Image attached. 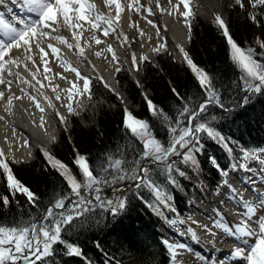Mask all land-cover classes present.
Listing matches in <instances>:
<instances>
[{"label":"snow or ice","instance_id":"1","mask_svg":"<svg viewBox=\"0 0 264 264\" xmlns=\"http://www.w3.org/2000/svg\"><path fill=\"white\" fill-rule=\"evenodd\" d=\"M167 3L171 6L170 8L162 6L160 0H146V3H141V0H101V4L107 9L104 11L97 5L96 0H0V85L5 86V90H0V102H3L5 113L0 114V121H5L8 116L14 114V101L23 99L22 96L12 92L14 81L8 77H14L19 83L27 84L29 87L39 85L37 91L45 88L42 80L37 79L41 69L34 58L35 55L39 56L43 64V78L50 81L51 78L47 74L52 70L48 67L47 49L51 50L52 56L60 61L65 71L75 73L76 79L69 80L70 87L63 90L68 100V103L64 105L67 110L70 113L74 112L73 102L82 105L85 97L92 98L91 79L87 75H82L77 67H73L71 61L61 55V49L52 41L65 45L68 50L77 49L76 54L84 56L85 47L81 45L84 34L90 33L84 41L89 47L91 46L89 41H94L96 45L104 43L96 33L100 32L104 37L115 33L120 27V20L125 9L130 13L133 11L139 13L144 10L149 15H155L156 11L170 16L178 13L184 18V23L190 31L191 20L195 16L193 0H176L175 3L173 0H167ZM234 3L242 9L246 5L252 9L264 6V0H234ZM153 4L155 10L152 7ZM248 17L257 26L261 25L262 20L257 18L256 13L249 12ZM214 22L222 30L230 48L229 59L239 72L236 83L242 95L235 103L239 107L246 106L253 96L264 95V41L257 38L258 48L241 47L231 36L226 21L219 13H216ZM148 23L156 28L157 36H159L160 29L152 20H148ZM62 32L70 33V36L61 34ZM140 35H144L143 31ZM123 39L127 41L128 38L124 36ZM177 47L180 48L184 61L195 75L204 93L203 102L190 106L191 98L186 99L176 89H172L180 104L173 119L145 97L150 114L160 118L161 126L164 127L163 139L158 138L159 134L148 121L135 117L125 109L123 126L142 145V148L136 149V154L127 160L126 166L124 153L120 148L115 150L120 153L119 157L113 158L112 154H107L105 163L98 165L95 169L87 156L77 153L72 164L78 169V175L82 178L78 179L77 175L73 174L72 168L46 150H42L48 165L64 178L67 189L62 196L58 195L40 213L39 219L32 215L28 219L15 218L11 221L0 219V264H38V262L47 264L46 258L55 255L56 246L63 247L66 254L70 256H81L80 247L65 239V235L76 227L73 222L79 221L80 218L90 219V214L97 209L106 210L113 217L119 216L127 207L128 192H133L158 213H161L163 207H168L175 212V209L171 208V196L166 191V185L179 187L176 175L185 176L186 173L181 170L177 159L174 158H178L180 164L191 162L195 165L196 155L204 150V136L224 145L231 153L229 141L211 124L216 117L208 111L210 106L230 111L231 106L221 101L220 86L213 83L211 74L194 63L183 47L179 45ZM152 50L155 52L166 50V43ZM107 51L112 53V60H118L111 45H108ZM101 54V52L95 53L96 56ZM141 59L146 61L148 57L144 56ZM132 62L137 63L135 56ZM21 68L31 76V80L22 76L19 71ZM119 70L116 68L117 72ZM57 75H60L61 79H67L62 74ZM98 79L103 81V77ZM33 80L35 85L32 84ZM80 81L83 82L82 85L78 83ZM104 86L110 87L106 82ZM58 88L59 85L52 87V91L57 93L55 96L57 101L61 100V94L57 92ZM20 91L24 92V89L21 88ZM41 95L48 102V107H55L47 94L41 92ZM30 99L35 102V107L41 113L45 112V107L41 106L35 95H30ZM57 115L61 122L65 120L58 111ZM44 123V118L41 117L39 126L43 127ZM15 134L13 126V135ZM4 141L11 149L13 142L8 136L4 137ZM26 145L27 141L20 146ZM238 147L241 154L239 164L241 169L250 172L249 161H256L264 166V148ZM209 159L214 162L223 176H228L227 169L215 163V157ZM12 162H15L14 156ZM231 166L234 170L237 167L236 163ZM0 170L3 171L6 186L11 195L24 194L33 207H39V198L36 194L14 175L9 163V153L5 152L3 146H0ZM261 175H264V167H262ZM159 177L164 178V183H161ZM125 181L129 183L123 188L117 186ZM224 183L228 184L227 180ZM249 183L254 185V179L250 178ZM106 188L110 189V193L105 192ZM228 188L231 193L230 202H234L239 209L235 213L236 218L228 219L222 210L219 212L214 210L212 226L201 225L203 231L210 233L213 237L216 236L213 227L219 230L222 234L221 238L227 237V242L234 245L226 251L222 259L217 260L216 264H226V261H230L231 264H264V192L253 188L252 198L245 199L236 188L231 185ZM145 189L153 195L155 204L144 200L141 191ZM0 199L5 206L9 204L8 195ZM172 223L184 222L175 218ZM187 231L199 240L193 229L189 228ZM164 243L170 252V264H179L177 260L179 250L186 249L188 245L169 241Z\"/></svg>","mask_w":264,"mask_h":264},{"label":"trees","instance_id":"2","mask_svg":"<svg viewBox=\"0 0 264 264\" xmlns=\"http://www.w3.org/2000/svg\"><path fill=\"white\" fill-rule=\"evenodd\" d=\"M229 11V27L233 39L241 47L258 48L257 38L264 41V6H258L257 9H242L234 3ZM249 12L256 13L257 18L262 20L260 26L249 19ZM229 51L228 42L215 22H209L195 14L191 20L188 52L199 67L211 74L213 83L220 86L221 101L231 106L230 111L215 106H210L208 110L216 117L211 121L212 126L229 141L231 153L224 145L204 136V150L196 155L195 165L191 162L180 164L177 158V164L186 173L185 176L176 175L179 187L166 185V191L171 196V208H174L175 212L163 207L161 213H158L133 192H128L127 207L119 216L113 217L106 210L97 209L90 214V219L80 218L79 221L73 222L76 227L65 235V239L80 247L81 256H70L63 247L56 246L55 255L46 258L47 264H170V252L155 227L161 219H169L177 213L186 215L189 192L195 183L193 167H198L203 175L211 177L216 187L217 182L223 179V175L210 157H215V163L227 169L240 158L238 146L264 148V95L253 96L246 106H237L235 102L242 95L236 83L239 72L229 59ZM116 76L133 102L141 100L139 108L137 110L131 108L130 112L135 117L148 121L159 134L158 138L163 139L164 127L161 126L160 118L150 114L147 102L141 98L140 87L121 70L116 71ZM140 79L151 91L149 100L173 119L180 104L172 89H176L186 99L191 98L190 106L198 105L205 98L186 62L179 63L174 60L167 47L166 50L157 53L155 60L140 62ZM91 81L93 97L104 95L110 99L115 98L113 93L103 87L100 80L91 78ZM124 116L123 107L103 109L98 116L97 124L85 127L79 123L78 118L70 114L72 139L70 140L63 130L59 144L53 148L52 156L69 165L78 179L82 178L72 164L77 151L87 156L95 169L105 163L107 154H112L113 158L119 157L120 153L115 150L120 148L123 150L126 166L127 160L135 155L136 149L142 148V145L124 128ZM36 152L39 156L43 154L39 148H36ZM12 166L17 179L39 198V207H33L21 193H18L17 197L11 195L4 181L1 187L3 194L0 198L8 195L9 204L5 206L0 199V219L6 221L15 218L28 219L30 215L39 218L40 213L67 189L64 178L48 165L45 156L41 157L40 163L35 161L28 167ZM159 179L164 183L163 177ZM127 183L129 182L125 181L117 186L122 187ZM105 192L109 193L110 189L106 188ZM141 195L149 203H156L148 190H142Z\"/></svg>","mask_w":264,"mask_h":264},{"label":"bare ground","instance_id":"3","mask_svg":"<svg viewBox=\"0 0 264 264\" xmlns=\"http://www.w3.org/2000/svg\"><path fill=\"white\" fill-rule=\"evenodd\" d=\"M231 1L232 0H193V3L196 4L197 12L203 17L215 19L216 13H219L227 23L229 12L228 7ZM175 2L176 0H173V3ZM96 3L102 8V10L107 11V9L101 4V0H96ZM141 3H146V0H141ZM160 3H163V6L171 7L168 5L167 0H160ZM152 7L155 10L154 4ZM181 11H183V6H181ZM148 20H152L156 27L160 29L159 36H157L156 28L149 24ZM141 31L144 33L143 36L140 35ZM190 32L191 30L189 31V28L184 23V18L178 13L170 16L167 13L161 14L159 11H156L155 15H149L144 10L139 13H136L135 11L130 13L125 9V12L122 13L120 27L117 28L116 36H112L111 33L108 37H104L102 33L97 32L96 35L103 40L104 43L96 45L94 41H89L91 44L89 47L84 41L88 38L90 33L86 32L84 34V37L81 39V45L85 47L84 56L77 55V49L68 50L65 45L58 44L56 41H52V43L61 49V55L70 60L72 66L77 67L82 75H87L89 78L92 76L103 77V85L106 82L110 86L106 88L113 90L116 93L118 100L125 103L128 97L117 79L116 68H123L131 78L140 82L139 65L141 58L147 56L155 59L158 52H155L152 49L154 47H159L162 43H166L177 60H184L183 54L177 46L179 45L183 47L184 51L188 53ZM61 34L70 36V33L62 32ZM124 36H127V41L123 39ZM137 40L140 41L138 43L139 45L133 46ZM108 45H111L118 60H112V53L107 51ZM47 51L49 52V56L47 57L49 60L48 67L52 70L47 74L51 78L50 81L43 78V64L40 62L38 55L34 56L41 69L37 79L42 80L45 84L44 89L37 91L39 85L29 87L27 84L19 83L14 77H8V79L14 81L12 92L16 95L22 96L23 99L14 101V114L8 116L5 121H0V146H3L5 152L9 153V160H12V157L14 156L18 163H26L33 160L36 154V146L40 143H44L45 147H52V144L55 141L57 122L52 115L53 107H48V102L44 100L41 92L47 94L52 99L56 111L65 117L66 107L64 105L68 103V100L66 99V93H64L63 90L70 87V84L68 83L69 80L76 79L75 73L65 71L64 68L61 67L60 61L52 56L51 50L47 49ZM96 52H101L102 54L96 56ZM133 56L136 57V64H133L132 62ZM29 64L31 66L30 62ZM33 70L35 69L33 68ZM19 71H21L22 76L31 80V76H29L27 72H24L22 68ZM57 74H62L67 77V79H61V76ZM78 83L82 85L83 82L80 81ZM32 84L35 85L34 80L32 81ZM50 84L51 86H49ZM56 85H59L57 92L61 94V100L59 101L55 100L57 93L52 91V87ZM21 88L24 89V92L20 91ZM0 90H5V86L0 85ZM25 93H28L29 95H26ZM7 94L8 93L6 92V95ZM30 95H35L37 97L41 106L45 107V112L41 113L39 109L35 107V102L30 99ZM77 99H79V97ZM90 101L91 99L85 97L82 101V105H77L75 102H73V105L75 106L76 111L84 113L86 106L90 104ZM94 101L96 102V99H94ZM0 114H5L3 112V102H0ZM41 117H43L45 121L43 127L39 126L41 124ZM9 121H11V123H9ZM13 126L15 127V136L13 135ZM5 136H8L10 141L13 142L11 149L5 144ZM25 141H27V145L21 147L20 145H23ZM249 164L251 166L250 172L245 170L240 175L235 171L229 172L227 176V186L221 194L217 195L220 199H214V196H212L210 200H200L199 197H193L195 201V203L193 202L194 209H192L193 212L190 213L189 218L187 219L188 221L184 220L186 222L183 225L184 229L179 228V223H172V226L170 227L177 233L170 231L166 226L164 227L166 230L164 236H167L168 234L169 236L167 237L169 240L188 245L186 249L179 250L183 256L182 263L180 264H194V262L195 264H200L201 261L204 262V259L202 260L201 257H211L210 259L212 262H204L205 264H216L217 260L224 257L227 249L234 246L227 242V237L223 239L221 238L222 234L219 230L213 227V231L216 232V236L213 237L210 233L203 231L201 225L207 224L212 226L214 210L217 212L222 210L228 219L236 218L235 213L239 211V209L236 208L234 202H230L229 200L231 193L228 186L231 185L233 188H236L245 199L252 198L253 189L246 184L247 182L244 180V177H246L248 181L250 178L254 179L255 190L263 192V187L261 185L264 184V175H261V171L264 166L259 165L256 161H250ZM10 167L12 168L11 164ZM193 221H196V223H193ZM189 228L195 231L199 240L194 238L192 234L187 231ZM178 233H181L182 235L184 234L185 236H180ZM198 241L210 251L211 256L208 251L202 250V247L200 246L202 244ZM220 249L223 251L221 252ZM218 252L221 256H217ZM189 258H193L194 260L187 262V259ZM226 264H231V262L226 261Z\"/></svg>","mask_w":264,"mask_h":264},{"label":"rangeland","instance_id":"4","mask_svg":"<svg viewBox=\"0 0 264 264\" xmlns=\"http://www.w3.org/2000/svg\"><path fill=\"white\" fill-rule=\"evenodd\" d=\"M193 4H195V3H193ZM233 4H234V0H232L231 1V3H230V5H229V9L231 8V6H233ZM161 5L163 6V3H161ZM196 5V4H195ZM245 8H250L249 6H247L246 5V7ZM229 9H228V11H229ZM228 14L230 15V11L228 12ZM203 17V16H202ZM204 19H206L207 21H209V22H213V20H215V19H208V18H205V17H203ZM116 34H117V30H116V32L115 33H112V36H116ZM190 35H191V32H190ZM140 41L139 40H137L136 42H135V44H133V46H138ZM189 43H190V41H189ZM166 47H167V49H168V52H169V54L171 55V57L174 59V60H176L177 62H179V63H184L185 61L184 60H177L176 59V57L172 54V52H171V50H170V48L168 47V44H166ZM189 47V46H188ZM148 59H150V60H155L156 59V57H155V59H152V58H150V57H148ZM143 59H141L140 61H142ZM122 72H124L129 78H130V76H129V74L123 69V68H119ZM139 74H140V67H139ZM140 76V75H139ZM91 79V78H90ZM118 79V78H117ZM131 79V78H130ZM101 81V80H100ZM132 81V80H131ZM102 82V81H101ZM121 85V84H120ZM122 86V85H121ZM143 86L145 87V88H140V94H141V98L143 99V100H145L146 101V99L145 98H143V95L144 94H146V95H148V93L150 94L151 93V91L145 86V84H143ZM123 87V86H122ZM108 89V88H107ZM111 93H113L114 95H115V98L114 99H110V97H106V96H104V95H100V96H97V98L96 97H93L92 95V98H91V101H90V104H88L87 106H86V110H85V112L84 113H79L78 111H76V109H75V106L73 105V107H74V109H75V111L74 112H69L68 110H67V108H65V112H66V115H65V120L63 121V122H61V120H60V118H59V116L57 115V111H56V107H53V117H54V120L57 122V134H56V137H55V141L53 142V144H52V147H45L44 146V143H40L39 145H37L36 146V148H39L40 149V151L41 152H43V154L41 155V156H39L38 154H37V152H36V154H35V157L33 158V160H31L30 162H22V163H18L16 160H15V162H12V160L10 159L9 161H10V164H11V166L12 165H15V166H17V167H20V166H26L27 165V167L30 165V164H32L33 162H35V161H38L39 163H40V161H41V157L42 156H44V151H42V150H46L48 153H50L51 155L53 154V148H54V146H56L57 144H59V142H60V140H61V132L64 130L65 132H66V134H68V136H69V138H70V140L72 139V136H71V134H70V129H71V120H70V114H72L73 116H75L76 118H78V120H79V123L81 124V125H83V126H85V127H89L90 125L92 126V125H96L97 124V119H98V116H99V114H100V112L103 110V109H117V108H119V107H123L124 109H128L129 108V111H130V109L132 108V109H138L139 108V106H140V102H141V100L139 99L137 102H133L132 100H131V98L129 97V95H128V93L124 90V92L126 93V95H127V97H128V99H127V101L124 103V102H119V100H118V98H117V95L114 93V91L113 90H111V89H108ZM94 99H96V102L94 101ZM147 102V101H146ZM125 105H127L128 106V108L125 106ZM90 126V127H91ZM77 153H79L78 151H77ZM80 154V153H79ZM175 159V158H174ZM240 160H238L237 161V163L239 162ZM66 164V163H65ZM69 166V165H68ZM195 170H192V172H193V174H194V176H195V180H196V182H197V184H196V187H198L199 186V184L201 183L203 186H204V189L206 188V187H208V188H210L211 186H210V184H205V183H203V181H206L205 179H204V177H203V172L201 171V170H199V168L198 167H193ZM12 170H13V166H12ZM14 173V172H13ZM15 175V174H14ZM4 177V174H3V171L1 170V180H0V195L2 196V194H3V191H1V187L3 186V183H4V181H5V177ZM17 178V177H16ZM6 182V181H5ZM207 183V182H206ZM224 184V186L226 185L225 183H223ZM262 187H263V192H264V184H262L261 185ZM200 187V186H199ZM221 185L220 186H218V188L217 189H221ZM223 188H225V187H223ZM82 192H83V189L81 190ZM221 193V191L219 190V192H215V194H220ZM217 195H211L210 193H208V192H206V196L208 197V199L207 200H210L211 198H212V196H214V199H220ZM13 196H15V197H17L18 196V193H16L15 195H13ZM21 196H23L25 199H26V195H24V194H21ZM217 202H218V200H217ZM220 202V201H219ZM188 221V220H187ZM184 223H179L178 225H179V228H181V229H184V227H183V225L186 223L185 221H183ZM169 240V239H168ZM170 242H175V241H173V240H169ZM175 243H177V242H175ZM182 259H183V256H179L178 255V257H177V260L179 261V264L180 263H182ZM191 260H194L193 258H189V259H187V262H189V261H191ZM181 261V262H180ZM194 264H195V262H194ZM200 264H205L204 262H202L201 261V263Z\"/></svg>","mask_w":264,"mask_h":264},{"label":"water","instance_id":"5","mask_svg":"<svg viewBox=\"0 0 264 264\" xmlns=\"http://www.w3.org/2000/svg\"><path fill=\"white\" fill-rule=\"evenodd\" d=\"M229 27V26H228ZM229 32H230V30H229ZM130 76V75H129ZM130 78H131V76H130ZM131 80L133 81V82H135L137 85H139L140 87H142L139 83H138V81H136V80H134L133 78H131ZM143 85V84H142ZM143 97L145 98V97H147V95H143ZM146 99V98H145ZM119 102H121L120 100H119ZM126 106V105H125ZM37 219H39V218H37Z\"/></svg>","mask_w":264,"mask_h":264}]
</instances>
